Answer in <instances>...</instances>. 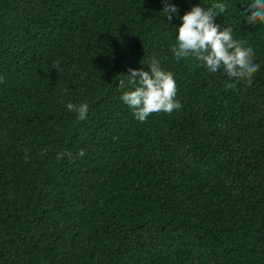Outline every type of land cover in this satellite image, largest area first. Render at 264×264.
Here are the masks:
<instances>
[{
    "label": "trees",
    "instance_id": "obj_1",
    "mask_svg": "<svg viewBox=\"0 0 264 264\" xmlns=\"http://www.w3.org/2000/svg\"><path fill=\"white\" fill-rule=\"evenodd\" d=\"M164 2L0 0V264H264V24L250 0H167L171 21ZM217 2L254 49L250 85L170 50ZM153 57L182 107L140 122L119 75Z\"/></svg>",
    "mask_w": 264,
    "mask_h": 264
},
{
    "label": "clouds",
    "instance_id": "obj_2",
    "mask_svg": "<svg viewBox=\"0 0 264 264\" xmlns=\"http://www.w3.org/2000/svg\"><path fill=\"white\" fill-rule=\"evenodd\" d=\"M243 14L249 25L264 24V0L245 2ZM227 11V4L213 3L204 8L199 5L191 7L180 19L182 23L176 29L175 43L170 46L174 59H193L198 66L205 67L209 72L223 70L234 83H226V89H235L240 82L252 83L254 74L260 69L255 62V52L252 47H245V42L233 38L231 27H224L215 22L217 16ZM177 12L175 5L164 2L162 15L169 21ZM150 71L143 69H128V75H119V88L122 92L121 101L133 112L134 118L144 122L151 114L164 112L171 114L182 107L177 97V86L174 75L161 67L160 62L153 57L148 64ZM127 81V84H126ZM67 109L77 113L78 120H85L89 111L87 103H68ZM85 150L77 153L83 157ZM64 156L72 159L70 151L58 152L57 160Z\"/></svg>",
    "mask_w": 264,
    "mask_h": 264
}]
</instances>
